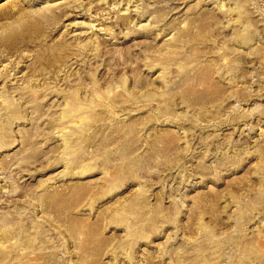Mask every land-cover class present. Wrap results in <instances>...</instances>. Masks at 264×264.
I'll return each instance as SVG.
<instances>
[{
	"label": "rangeland",
	"instance_id": "374dc122",
	"mask_svg": "<svg viewBox=\"0 0 264 264\" xmlns=\"http://www.w3.org/2000/svg\"><path fill=\"white\" fill-rule=\"evenodd\" d=\"M0 264H264V0H0Z\"/></svg>",
	"mask_w": 264,
	"mask_h": 264
}]
</instances>
